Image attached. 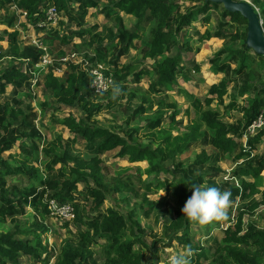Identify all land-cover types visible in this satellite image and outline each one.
<instances>
[{
  "label": "trees",
  "instance_id": "1",
  "mask_svg": "<svg viewBox=\"0 0 264 264\" xmlns=\"http://www.w3.org/2000/svg\"><path fill=\"white\" fill-rule=\"evenodd\" d=\"M90 1H82L83 10ZM180 1L110 0L104 8L107 15H112L115 20L117 26L115 37L123 43L120 49L122 53L127 52L132 42L140 38L149 23H154L151 37L144 42L142 52L143 60H155L154 74L139 70L136 75L149 77L147 90L150 94L160 93L161 101L167 98L166 91L175 82L176 74L180 72L178 55L173 53V49L178 46L180 33L185 32L184 36L187 28L195 21L199 24H207L208 12L218 5L203 0H188L198 2V7H190L182 6ZM72 2L75 3L73 0H5L0 7L3 8L6 4L15 5L16 8L24 11L25 21L20 25L23 30L28 29V25L36 28V24L44 19L43 10L47 4L54 6L65 18V21H59L60 27L68 22L81 27L83 25L68 8ZM252 2L258 5V10L262 14L261 20L264 21V1L252 0ZM120 14L132 18L131 31L127 30ZM222 14L241 28L230 35L227 44L211 59L212 70L215 74L228 72L227 63L230 61L236 63V74L250 70L237 93L229 94V102L226 106L241 113L242 118L234 125L223 120L218 107L222 105L223 97L227 96L233 80L221 79L215 84L208 85L206 95L201 102L193 103L194 97L186 94L188 101L192 102L190 107L193 117L182 132H175L179 125L176 116L180 113L177 103L172 101L159 105V108L147 117L149 127L142 136L146 140V146L142 147L137 131L129 128V124L135 118L134 115L126 117L125 125L120 127L118 132L97 125L94 118L99 113L109 110L115 100L111 97L110 91L100 94H92L89 91V77L81 69L80 64L68 65L62 77L53 76L51 72L44 75L43 86L50 93L54 103L59 107L71 110L77 108L79 111L78 117L69 113L57 119L56 124L72 134V142H76L78 138L86 141V147L90 151L88 158L69 153L65 149L64 141L58 137L52 138L45 145L37 144L36 138L39 137V133L27 122L30 112L21 111L19 107L22 103L21 96L31 98L28 93L20 90L22 84L30 78L26 70L31 69L39 61L41 53L35 47H22L19 43L18 29H12L13 19L5 21L12 30L0 31V43H6L9 57L24 58L27 62L24 71L19 67H11L0 74V95L7 86H11L14 92L11 100L6 98L0 103V219L14 221V216L23 212L20 204L28 203V197L34 209L40 211L41 219L40 223L34 221L28 231L20 233L26 236L25 239L17 238V229L14 232H0V264H19L22 256L27 259H41L42 253L45 252L42 236L47 232L43 217L49 214L45 200V195L48 193L49 199L61 204L70 203L74 209V217L71 220L73 225L83 227L76 230L74 241L62 242L58 253L54 256L53 264H95L90 261L96 254L101 256L99 264H142V259L147 252H150V248L155 249L156 242L147 245L144 240L145 230L137 221L134 210L123 213L112 205L96 216L88 217L84 205L70 199L77 185L82 183L85 185L82 197L89 202V210L97 212L107 199L111 201L115 194L131 190L130 186L121 179L114 178L109 181L103 174L101 156L115 150L113 157L116 159H126L131 164L146 163L143 174L147 179H155V183L148 182V186L154 192L160 188L164 189L173 199L172 217L165 223L163 231L164 237L169 239L167 246L177 243L190 247L194 252L191 264H264V229L257 227L256 222L251 220L264 199V189L258 190V187L264 186L262 175L264 152L259 156L253 153L258 144L264 147V128L249 137L246 146L241 145L238 140L258 113L264 114V87L258 88L254 81L248 82L253 79L251 68L254 65L264 69V57L256 55L245 47L246 20L239 13H229L224 9ZM198 16L201 18L198 19ZM262 30L264 33V27ZM55 31H52L54 39L57 37ZM88 32V29L85 30V33ZM76 34L78 37H83L84 32ZM212 36L213 34L207 29L198 36V41H207ZM94 37V41L88 42L91 47L101 43L98 36ZM236 40L239 41V45L234 44ZM61 42L67 43L65 38H62ZM182 44L187 51L190 50L188 39ZM108 50L109 48H104L102 52L94 50L96 58L93 61L97 60L105 64L104 53ZM250 53L254 55L252 59L249 57ZM156 58L159 60L156 61ZM133 68L134 66H126L113 69L114 80L117 83H124ZM193 68L198 71L197 65H193ZM104 98H107V101H102ZM238 98L246 99L241 107L237 103ZM10 102H13L16 108L11 106ZM214 102L216 104L213 105ZM165 110H171V114L169 122L163 126L161 120ZM189 112L190 109L186 110L185 114L189 115ZM18 117H21V121L17 126L12 127L8 118L18 121ZM201 125L206 131L200 130ZM206 140L212 149L210 154L200 149L188 165L183 166L179 163L173 167L174 171L166 168V163L173 162L192 146L205 145ZM18 142L22 158H17L11 153L7 155V159L1 157L3 152H10ZM57 150L62 151V155H57ZM213 153L227 154L237 162L232 173L241 187L230 185L227 191L231 193L229 198L238 196L240 204L233 219L231 212L224 219L228 225L223 230V238L220 241L213 240V245L205 248L199 244H192L187 239L190 237V227L194 224L183 217L181 208L191 195L193 185L202 186L206 183L205 186L216 187L213 178L218 176L221 170L215 165L214 158L212 161ZM40 154L43 155L40 161L42 167L38 169L33 162L38 160ZM56 165L60 167L56 168ZM204 166H210L209 174L197 172V168L199 171V168ZM161 173L171 174L172 179L165 181L166 183L161 182L158 179ZM8 177H21L26 181L39 182L40 189L35 191L30 184L23 190H18L16 186L7 187ZM247 178L252 179L253 183L246 181ZM257 194L261 195V199H255L254 196ZM142 201L149 208L155 204L145 195ZM245 216L249 217L246 225L243 222ZM218 222L212 221L207 224L208 231H211ZM100 240L103 241L100 243ZM95 247L99 250L95 251ZM156 262L154 261L153 264Z\"/></svg>",
  "mask_w": 264,
  "mask_h": 264
},
{
  "label": "rangeland",
  "instance_id": "2",
  "mask_svg": "<svg viewBox=\"0 0 264 264\" xmlns=\"http://www.w3.org/2000/svg\"><path fill=\"white\" fill-rule=\"evenodd\" d=\"M75 3L68 5V8L72 10V14L79 20L80 24L83 26L78 27L75 24H70L69 22L64 26L60 27L57 24V27L54 29L49 28H34L29 27L28 29L23 30L21 24H23L22 17L20 14L13 10L10 5H5L3 8L0 7V31H11L12 29H18L19 31V43L22 47H35L40 53V59L44 53L48 57L57 63L62 58H71L69 61L72 63H84L87 67L91 69H99L101 72L110 73L113 78V84L108 91L112 94L111 97L114 98L115 102L113 106L107 110L103 111L96 116L95 122L98 126L106 127L113 131H119L120 127L125 125L124 120L127 116L134 115L135 118L129 124V128L135 129L137 134L140 137L142 147L146 146V140L143 139V134L147 131L149 127V120L147 117L151 116L155 112L159 105L162 103H171L175 101L177 103L180 113L176 116L178 121V129L175 132H182L185 130L186 125L193 117L191 105L192 102H189L186 98V94L194 97L193 103L202 101L206 95L207 87L212 82L211 79L219 81L220 79H231L233 80L230 84L227 96L223 97L222 105H219V109L223 115V120L230 124L234 125L237 121H241V113L235 110L229 109L226 105L229 102V94L237 93L239 86L242 85V82L246 79L247 73L250 71H245L241 74H236V63L230 61L228 72L217 73V75L212 70L211 59L215 56L220 49L227 44L230 35L235 34L237 27L235 23L228 20L224 14H222L221 5L212 7L208 12L209 20L208 23L200 26L198 21L192 23V25L187 28L186 34L183 36L181 32L179 35V43L176 48L173 49V53H176L179 58L180 72L176 74L175 82L167 89L166 94L167 98L164 101H161L162 98L160 93H149L148 84L149 77L144 75L138 77L136 72L139 70L148 71L152 75L154 74L153 64L155 60L144 59L142 52L144 51V42L151 37L152 29L154 28V23L151 22L146 27L145 32L140 35V38L134 40L127 52H121L122 42H119L116 36V25L115 20L112 15H107L104 8L110 3V0H91L90 3H87L85 10L82 9L81 4L83 5V0H73ZM252 4V6L257 10L259 18L261 20L262 14L258 10V5L253 3L252 0H245ZM264 1V0H261ZM5 0H0V4H3ZM180 3L182 6L198 7V2H192L188 0H181ZM123 17V22L127 30L133 29V20L131 18L125 19ZM201 16H198V19ZM13 19V27L7 26L5 21ZM65 21V18L60 13V20ZM58 21V23H59ZM5 23V24H3ZM261 27H264V21L261 20ZM89 30L88 33H85V30ZM209 30L213 34L203 43L198 41V36L203 34L205 30ZM243 29V28H242ZM241 29V30H242ZM56 30V31H55ZM52 31H55L57 34L56 39L52 38ZM78 32H84L83 37L76 36ZM98 36L101 43L94 44L92 47L89 46V41H94L95 37ZM62 38H65L67 43H62ZM189 40V51L186 50L183 46L185 40ZM220 41V44L217 42ZM42 42V47L44 48L39 50L34 46V42ZM206 45V50L201 49L202 46ZM234 44L239 45V41H234ZM104 48H109V50L104 53V58L106 63H100L95 60L94 50L102 52ZM45 51V52H44ZM197 57L195 58V56ZM224 56L222 55L221 58ZM249 57L252 59L254 55L249 54ZM39 59V60H40ZM68 59H66L67 61ZM159 60L156 58V61ZM24 58H11L7 55V45L5 42L0 43V74L2 71H5L11 67H16L21 70H25ZM39 62V61H38ZM198 62V64H197ZM193 65L198 66V71L196 72L193 68ZM134 66L130 76L127 77L126 81L123 83H117L114 80L113 69H120L121 67ZM38 71V68H35L30 71L26 70L27 74L30 75L28 81L22 84L21 92L28 93L31 98L26 96H21V105L19 109L21 111L29 110V115L27 117V122L30 123L31 127L39 133V137L36 138V142L39 146L45 145L52 138L58 137L61 138L65 143V149L72 155L79 154L84 158H88L90 151L86 147V141L82 138H78L76 142H72V134L68 132L67 129L60 127L56 124V120L63 117L67 114H72L76 117L79 116V111L77 108L68 109L65 107H59L54 103L50 93H48L43 86V78L39 76L38 83L33 87L31 83L35 77V73ZM253 72V79L248 82L254 81L256 87H264V69H259L257 66L251 68ZM31 72V73H30ZM40 75V74H38ZM118 88L119 91L116 92L114 89ZM107 91V92H108ZM14 92H12V87L7 86L4 90V93L0 95V103L4 99H10L13 97ZM90 95H92L90 93ZM91 99L90 96H88ZM245 98H238L237 103L241 107L244 104ZM102 101H107V98L102 99ZM46 107H43V105ZM216 104L215 102L213 105ZM10 105L15 107L13 102H10ZM164 108V106H162ZM16 108V107H15ZM127 108V112H126ZM43 109V111H42ZM190 109V114L186 115L185 111ZM41 111V112H40ZM43 112V113H42ZM171 110H165V114L161 120V125L165 126L170 120ZM21 121V117H18V121H13L8 118V122L12 127H15ZM201 131H206L205 127L201 125ZM174 132V133H175ZM252 137V136H251ZM249 138V137H248ZM241 145L246 146V139H238ZM19 142L10 150V152H3L1 154L2 158L7 159L9 153L15 155L17 158H22V153L18 149ZM204 149L207 153H211L212 149L208 146L207 140L205 145H195L192 146L188 151L176 157L173 162L166 163V168L170 169L169 171H174L173 167L177 164H182L183 166L191 163L195 155ZM116 151V150H115ZM115 151L108 152L101 156L102 159V168L103 174L106 180L111 181V179L119 178L123 182H126L130 186V191H124L119 194H115L114 198L107 199L97 210V212L89 210V202L85 201L82 197V194L85 192V185L80 183L77 185L75 192L71 194V201L84 205V209L87 210L88 217L96 216L100 211L105 208L115 205L123 213L128 211H135L137 221L140 222L142 228L145 230L144 240L147 245L152 242H156V247L154 250L150 248V252L146 253L142 259V264H168V257L174 252L182 250L185 245H179L177 243H172L167 246L169 239L164 237V225L172 217L173 199L171 198L168 192H165L164 189L160 188L157 192H154L148 185L155 183V179H147L143 174V170L146 167V163H128L126 159H116L113 157ZM264 147L262 144L255 146L253 153L255 156L263 154ZM57 155H62V151L57 150ZM43 155L40 154L37 161H34L33 164L37 168L41 169L40 161L42 160ZM214 158L215 165L220 167L221 173L213 178L216 187L221 191H227L230 188V185L240 188L239 181L233 176V169L236 166V161H234L231 156L227 154L218 155L216 153L212 154V161ZM29 164H27L28 166ZM56 168L60 165H56ZM198 173L209 174L210 166H204L202 168H197ZM264 176V170L262 172ZM158 179L161 182L166 183L165 181L172 179L171 174L161 173L158 175ZM246 181L252 182V179L247 178ZM7 187L16 186L18 190H23L27 187L28 184L39 191L40 184L36 181H26L25 178L21 177H8L7 178ZM205 184L202 185L205 186ZM264 186L258 187V190L262 191ZM49 193L45 195V200H49ZM143 195L146 198L154 202V206L149 208L142 201ZM255 199H261V195L257 194L254 196ZM110 198V197H109ZM231 204L227 210V214L231 212V218L233 219L236 215V209L240 204L239 197L235 196L229 198ZM28 203H21L23 212L14 216V221L10 219H0V232H14L17 229L18 233L16 234L17 238L25 239L26 236L20 234L22 232L28 231L32 222L37 221L40 223V211L34 209V205L30 199L27 198ZM18 204V202L16 203ZM147 213V215H145ZM44 224L46 225L47 232L43 234V242L45 246V252L42 253L40 260H35L33 258L27 259L22 256L19 259V264H53L54 256L58 253V249L62 242H72L75 240L76 230L82 229V226H74L72 221H64L49 214L43 217ZM249 217L245 216L243 222L246 225V220ZM252 221L256 222V226L260 229H264V199L259 208L255 211L254 216L251 218ZM228 224L225 223V220H220L211 231H208L206 225H192L190 231V237H187L192 244H199L202 247L210 248L213 243L212 241H220L223 238V230ZM103 240H100L101 243ZM95 251H98V247L94 248ZM194 259V252L192 251L191 260ZM101 256L96 254L90 262L99 264Z\"/></svg>",
  "mask_w": 264,
  "mask_h": 264
},
{
  "label": "built area",
  "instance_id": "3",
  "mask_svg": "<svg viewBox=\"0 0 264 264\" xmlns=\"http://www.w3.org/2000/svg\"><path fill=\"white\" fill-rule=\"evenodd\" d=\"M47 4V3H46ZM43 10L44 19L39 21L36 24V28L43 29V28H51L54 29L57 27L58 21L60 20V13L56 10V8L52 5H45ZM11 8L20 14V17L25 19L26 13L24 11L19 10L16 8L15 5H12ZM28 27H32L28 25ZM35 28V27H34ZM42 42H34V46H36L39 50L44 48L42 47ZM45 52V51H44ZM73 58V56L71 57ZM71 58H62L57 63L52 61L46 53H44L36 64L30 69L33 70L38 68V71L35 73V77L31 83L33 87L38 81L39 76L44 78V75L48 72H51L53 76L62 77L66 72V68L70 64L79 65L78 63H72L69 61ZM66 59H68L66 61ZM80 67L89 77V91L92 94H100L107 92L113 84V78L110 73H103L99 69H91L87 67L86 64L81 63ZM31 73V72H30ZM40 74V75H38ZM264 128V114L263 112H259L258 115L251 121V123L247 126L245 132L241 136L244 139H248L255 135L258 131ZM245 146V144L243 145ZM47 202V209L50 212L51 216L56 217L58 219L64 221H71L74 217V209L70 203H58L54 199L46 200Z\"/></svg>",
  "mask_w": 264,
  "mask_h": 264
},
{
  "label": "clouds",
  "instance_id": "4",
  "mask_svg": "<svg viewBox=\"0 0 264 264\" xmlns=\"http://www.w3.org/2000/svg\"><path fill=\"white\" fill-rule=\"evenodd\" d=\"M114 91L118 92L116 88ZM191 195L184 202L181 212L183 217L194 225L204 226L212 221L227 218V210L231 204V193L221 191L214 186L191 187ZM192 249L184 247L168 257V264H191Z\"/></svg>",
  "mask_w": 264,
  "mask_h": 264
},
{
  "label": "water",
  "instance_id": "5",
  "mask_svg": "<svg viewBox=\"0 0 264 264\" xmlns=\"http://www.w3.org/2000/svg\"><path fill=\"white\" fill-rule=\"evenodd\" d=\"M221 5L229 13H239L246 20L245 47L264 57V33L257 10L245 0H203Z\"/></svg>",
  "mask_w": 264,
  "mask_h": 264
},
{
  "label": "crops",
  "instance_id": "6",
  "mask_svg": "<svg viewBox=\"0 0 264 264\" xmlns=\"http://www.w3.org/2000/svg\"><path fill=\"white\" fill-rule=\"evenodd\" d=\"M120 15L123 16L122 14H120ZM124 18L127 19V18H131V17H129V16H124ZM131 19H132V18H131ZM22 20H23V22L25 21L23 18H22ZM198 24H199V22H198ZM199 25H200V26H203L204 24H199ZM203 42H204V41H202V43H203ZM217 42L220 44V41L217 40ZM204 43H205V42H204ZM206 43H207V41H206ZM206 48H207L206 45L203 44V46H202L201 49L206 50ZM196 57H197V55L195 56V58H196ZM197 64H198V62H197ZM216 75H217V74H216ZM211 80H212V82H211L209 85H211V84H215V83L219 82L221 79H220L219 81H215V80H213V79H211ZM252 181H253V180H252Z\"/></svg>",
  "mask_w": 264,
  "mask_h": 264
}]
</instances>
